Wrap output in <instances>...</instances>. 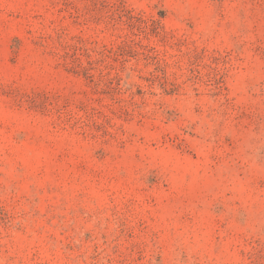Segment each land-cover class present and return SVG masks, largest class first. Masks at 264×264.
Returning a JSON list of instances; mask_svg holds the SVG:
<instances>
[{
  "label": "rangeland",
  "instance_id": "obj_1",
  "mask_svg": "<svg viewBox=\"0 0 264 264\" xmlns=\"http://www.w3.org/2000/svg\"><path fill=\"white\" fill-rule=\"evenodd\" d=\"M0 264H264V0H0Z\"/></svg>",
  "mask_w": 264,
  "mask_h": 264
}]
</instances>
